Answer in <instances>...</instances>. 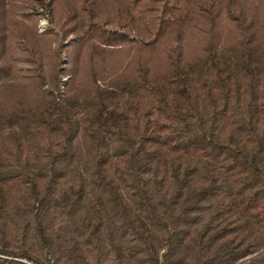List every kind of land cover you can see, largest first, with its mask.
<instances>
[{
	"label": "trees",
	"instance_id": "1",
	"mask_svg": "<svg viewBox=\"0 0 264 264\" xmlns=\"http://www.w3.org/2000/svg\"><path fill=\"white\" fill-rule=\"evenodd\" d=\"M0 33V264H264V0H0Z\"/></svg>",
	"mask_w": 264,
	"mask_h": 264
},
{
	"label": "rangeland",
	"instance_id": "2",
	"mask_svg": "<svg viewBox=\"0 0 264 264\" xmlns=\"http://www.w3.org/2000/svg\"><path fill=\"white\" fill-rule=\"evenodd\" d=\"M35 6L39 10L38 13L44 12V8L41 4L36 3ZM34 18L35 19L32 21V25L35 24V27L38 29L39 33H44L46 31H48V27L50 26V23H48V19H46L44 16L37 15V14H35ZM1 34L2 33H0V35ZM56 37L57 38H54V40L56 41L54 48H55L56 52H58V54H59L60 62H66L67 60L66 61L62 60V58L63 59L65 57L67 58V56L70 58V56H72L75 53H77V54L79 53V57H82L85 55L83 53V55L80 56V53L82 52V50L79 47H77L76 45H74V43H72V38H69L68 36H66L63 33L56 35ZM19 42L21 43V41H19ZM7 49L11 53L18 55V58H15L16 59V65L18 63L21 64L24 71L31 72L34 69L33 68L34 64L30 60H27L29 58H24V57H26L27 54L24 55L25 46L23 44L11 43L9 45V42L7 41L6 46L4 47V51ZM62 80H64V78ZM61 88H63L62 85H61Z\"/></svg>",
	"mask_w": 264,
	"mask_h": 264
}]
</instances>
